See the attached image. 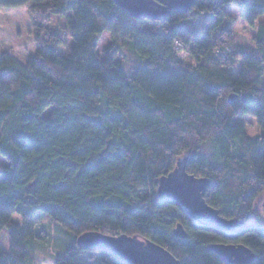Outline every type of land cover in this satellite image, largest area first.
<instances>
[{
  "label": "trees",
  "instance_id": "obj_1",
  "mask_svg": "<svg viewBox=\"0 0 264 264\" xmlns=\"http://www.w3.org/2000/svg\"><path fill=\"white\" fill-rule=\"evenodd\" d=\"M27 4L65 18L72 45L59 55L68 40L51 30L48 39L36 34L27 65L0 53V232L7 228L10 240L0 264H34L33 252L49 238L42 217L72 237L53 264H124L76 246L90 231L151 240L180 264H225L214 244L242 245L251 264H264V227L249 222L264 192V23L255 27L264 0H195L163 23L135 20L111 0H0V8ZM229 6L255 27L253 50L222 26ZM105 31L112 39L99 52ZM246 116L260 135L248 137ZM180 157L188 174L209 181L206 204L245 230L229 238L196 228L156 198L157 180ZM15 214L30 223L32 238L22 237ZM177 225L185 238L173 235Z\"/></svg>",
  "mask_w": 264,
  "mask_h": 264
},
{
  "label": "water",
  "instance_id": "obj_2",
  "mask_svg": "<svg viewBox=\"0 0 264 264\" xmlns=\"http://www.w3.org/2000/svg\"><path fill=\"white\" fill-rule=\"evenodd\" d=\"M119 9L135 20L164 22L172 12L187 13L195 0H111ZM229 96L228 102H233ZM187 157H180L176 167L166 176L157 180L156 198L180 208L196 228L215 229L224 237L234 238L246 229L244 222L228 220L206 204L204 192L209 181L186 172ZM262 213L264 215V200ZM264 226V217H263ZM176 238H185L186 233L177 225L173 229ZM76 246L91 251L108 252L121 259L124 264H180L179 261L160 245L151 240H142L124 234L110 236L97 231L83 232L76 238ZM209 249L225 264H251L254 255L250 249L236 244H214Z\"/></svg>",
  "mask_w": 264,
  "mask_h": 264
},
{
  "label": "rangeland",
  "instance_id": "obj_3",
  "mask_svg": "<svg viewBox=\"0 0 264 264\" xmlns=\"http://www.w3.org/2000/svg\"><path fill=\"white\" fill-rule=\"evenodd\" d=\"M228 15L231 20L225 19L222 26L231 30L234 34L235 40L241 44L244 50L249 51L254 49V43L252 38L255 35V27L259 23H264V14L258 17L255 23V27L247 25L243 19L240 17V12L236 8L228 7ZM65 18L50 16L46 17L42 14H38L36 10L32 11L31 6L27 4L26 6H20L17 8H0V53H9L12 55L17 62L23 65H27L31 59L34 58L37 50L38 41L36 39V34L41 38H47V34L51 30H55L68 40V45H62L56 47L57 53L59 55H65L68 46L72 45V39L66 36ZM199 25L200 31H204L205 26ZM203 26V27H202ZM112 35L110 32L105 31L100 38L96 41V46L98 51L102 52L106 45L110 43ZM179 58L183 63L191 62L185 54L179 52ZM124 62L129 65L134 62L130 56L121 57ZM264 86V80H263ZM247 126L246 132L248 137L253 138L256 135L262 133L261 129L257 126L256 120L252 117H244ZM201 152L204 153L207 161H213L214 155L212 149L208 145H204L201 148ZM4 161L0 159V164ZM264 200V192H262L255 201V209L253 212V218L249 221L250 223L261 222L263 226V213H262V202ZM12 222L17 223L23 227L24 238H32V226L27 220H24L20 215H13ZM40 225L48 233L49 238L41 242L35 251L33 252L34 264H53L56 257L61 255L64 250L69 247L72 241V237L59 228L53 222H50L47 218L42 217ZM264 227V226H263ZM8 229L5 228L0 232V248L2 249V254L0 258L6 257L9 252Z\"/></svg>",
  "mask_w": 264,
  "mask_h": 264
}]
</instances>
